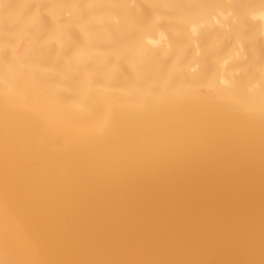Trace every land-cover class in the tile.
Instances as JSON below:
<instances>
[{
    "label": "bare ground",
    "instance_id": "1",
    "mask_svg": "<svg viewBox=\"0 0 264 264\" xmlns=\"http://www.w3.org/2000/svg\"><path fill=\"white\" fill-rule=\"evenodd\" d=\"M0 264H264V0H0Z\"/></svg>",
    "mask_w": 264,
    "mask_h": 264
}]
</instances>
